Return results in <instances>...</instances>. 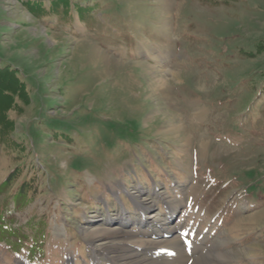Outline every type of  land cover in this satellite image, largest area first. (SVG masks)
Segmentation results:
<instances>
[{
	"label": "rangeland",
	"instance_id": "rangeland-1",
	"mask_svg": "<svg viewBox=\"0 0 264 264\" xmlns=\"http://www.w3.org/2000/svg\"><path fill=\"white\" fill-rule=\"evenodd\" d=\"M69 1L0 0V264H264V0Z\"/></svg>",
	"mask_w": 264,
	"mask_h": 264
},
{
	"label": "bare ground",
	"instance_id": "bare-ground-1",
	"mask_svg": "<svg viewBox=\"0 0 264 264\" xmlns=\"http://www.w3.org/2000/svg\"><path fill=\"white\" fill-rule=\"evenodd\" d=\"M98 62H105V60L104 59H102L101 57H100V59H99V61ZM140 65V64H139ZM138 66V65H137ZM151 71H153L152 69H151ZM155 78H154V82L153 83H151V85H152V87H151V89H152V91L154 92V94H160V96H161V93H164L166 96H167V98L168 99H171V91L169 90V89H167L166 88V83H165V80H163L162 78H160V77H157V76H155L154 74H152ZM174 75H176V74H174ZM150 79H152V78H150ZM200 111V110H199ZM149 217H154V214L153 215H150ZM117 228V227H116ZM172 228V227H171ZM118 230H119V228H118ZM122 230V229H121ZM171 232V229L170 230H165L164 231V233L162 232L161 234H162V236L163 237H167L169 234H171L170 233ZM98 236H102L103 238H106V239H110L111 241H113L114 242V244L113 245H111L110 246V251H111V253L113 252H116V251H118V250H121L122 251V253L120 254L121 256H123V257H126V258H130L131 259V261H133V262H131L130 264H172L171 263V261H169V260H167V261H157V260H151V261H147L146 259H142L140 256V258H138V250L136 251L135 249H133V246L134 245H132L130 242H129V240H128V236L127 235H125V234H121L119 231H116V230H105V231H103V232H99L98 234H97ZM166 235V236H165ZM176 240V239H175ZM175 240H172V241H170L169 242V239H166L165 240V244L163 245H160V248L158 247L159 245V243L157 244V242H156V240L151 244V246L150 247H155V246H157L159 249H162V252H163V250L165 249V247L167 246V245H169V246H167L166 247V249L167 250H170L171 248H173V247H175V249L176 250H179V256L178 257H176V260H178V259H180V261H181V259L182 260H187V259H189L187 256H185V253H183V244L182 243H180L179 241V243H177V245H174V244H172V243H175V242H177V241H175ZM162 242H164V239H162ZM116 243V244H115ZM130 243V244H129ZM167 243V244H166ZM135 244V243H134ZM161 244V243H160ZM136 245V244H135ZM135 247V246H134ZM157 248V249H158ZM120 252V251H119ZM156 252V251H155ZM162 252H157L156 254H162ZM118 255V254H117ZM219 256V255H218ZM217 256V257H218ZM223 256H227L226 254L225 255H223ZM222 256V257H223ZM137 257V258H136ZM216 257V256H215ZM216 257V258H217ZM225 257H223V258H221V259H223L224 261L226 260V258ZM220 258V257H219ZM149 259V258H148ZM200 259V258H199ZM218 259V258H217ZM227 259H228V257H227ZM173 261V260H172ZM214 262V261H213ZM205 264H215V263H205Z\"/></svg>",
	"mask_w": 264,
	"mask_h": 264
},
{
	"label": "trees",
	"instance_id": "trees-1",
	"mask_svg": "<svg viewBox=\"0 0 264 264\" xmlns=\"http://www.w3.org/2000/svg\"><path fill=\"white\" fill-rule=\"evenodd\" d=\"M72 2H70L69 0H54V4L53 7L55 9L58 10V7H63V9H66L65 12L66 13H70L71 12V5ZM73 6H75V8L81 9L80 6L78 4H73ZM9 70V69H7ZM11 76V75H10ZM11 77H12V81H11ZM11 77L7 76L5 79H3L2 77V83L0 84V110H5L9 105H12V102L14 100V91H13V84L14 82L17 83L19 82L17 80L16 75H12ZM5 99H7L9 102L7 103L5 101ZM6 103V104H5ZM4 106V107H3ZM1 125H3L4 127H6V122L2 121L0 122ZM3 131H6L5 128H3ZM21 174V173H20ZM18 172L14 173V174H10L7 178L6 181L4 182V184H10L12 182V180L14 178H16L18 175ZM26 181L24 184H22L21 186H19L17 194L14 196V201L13 203L18 205L19 207H21L23 204V202H26L28 199V194L30 192V190H36V185L35 183H33L32 181L29 180H24ZM0 219H4L1 217L0 214ZM8 225L5 222H1L0 223V231H7L6 233L8 234H16L18 233L15 229Z\"/></svg>",
	"mask_w": 264,
	"mask_h": 264
}]
</instances>
